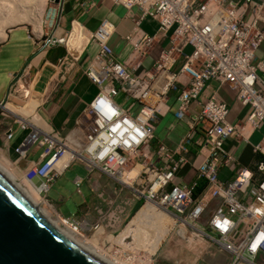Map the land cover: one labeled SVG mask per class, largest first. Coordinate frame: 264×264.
I'll return each instance as SVG.
<instances>
[{
    "label": "built area",
    "instance_id": "obj_1",
    "mask_svg": "<svg viewBox=\"0 0 264 264\" xmlns=\"http://www.w3.org/2000/svg\"><path fill=\"white\" fill-rule=\"evenodd\" d=\"M64 1L51 0L58 12L52 25L48 21L50 30L57 26ZM110 1L140 13L131 33L124 38L132 51L126 61H120L111 45L115 29L109 21L91 35L95 51L85 75L99 93L85 106L71 135L63 137L47 126L29 124L5 111L8 104L16 106L9 97L25 100L24 94L32 92L29 66L13 76L8 99L0 103L5 119L18 124L23 131H30L16 149L19 159H27L32 147L42 150L39 162L31 163L25 171L26 178L39 181L45 187L42 194L47 195L51 185L72 164L80 162L90 176L99 172L119 184L118 194L125 202L121 197L97 195L98 202L86 210L82 226L63 217L73 229L90 226L86 217L91 216L96 229L115 233L123 227L126 216L128 221V210L134 202L142 200V208L151 201L177 216L178 226L190 223L186 227L192 226L194 233L202 231L212 248L218 247L230 255L229 264H264V131L261 132L264 129V0ZM147 20L159 24L153 35L143 28ZM71 37L74 36L69 33L63 38L42 35L39 39L40 52L60 45L68 49L67 56L59 63L61 72L46 93L55 90L75 66L83 38L78 41L74 37V43L69 45ZM162 41H168L169 47L162 48L145 77L135 75V69L143 65L150 49ZM214 83L228 85L236 92V100L248 110L243 124L252 133L263 135L262 141L254 146V151L263 157L255 170L242 167L237 156L224 147L228 139L243 137L248 142L250 137L242 136L241 121L228 120L229 105L217 92L203 102L204 92ZM121 95L127 101L124 105L117 101ZM172 95L177 107L176 119L187 125L186 135L176 150L160 145L152 153L156 123L170 109L168 102ZM101 101L109 110L107 113ZM192 104L200 107L197 114L193 113ZM0 129L4 143H9L14 137L12 125L0 124ZM199 132L203 164L195 169L198 180L205 183L204 191L198 182L175 184L176 172L190 165L189 146L199 142ZM74 138V145L82 150L70 154L69 142ZM108 149L109 153L104 155ZM67 153L71 156L69 162L58 168L59 160ZM155 161L163 165L158 166ZM222 169L230 170L232 178L221 180ZM124 177L127 183L123 182ZM81 182L80 177L75 179L77 186ZM214 203L216 206L207 222H201Z\"/></svg>",
    "mask_w": 264,
    "mask_h": 264
},
{
    "label": "crops",
    "instance_id": "obj_2",
    "mask_svg": "<svg viewBox=\"0 0 264 264\" xmlns=\"http://www.w3.org/2000/svg\"><path fill=\"white\" fill-rule=\"evenodd\" d=\"M7 1L10 0H0V103L8 99L7 96L13 76L18 75L26 66H29L30 78L33 82L32 92L29 91L24 94L23 97L26 101L14 97H9V100L20 107L29 109V111L26 110L24 116L31 120L35 119L37 125L40 127H43L45 124L48 129L59 135L63 137L69 136L75 130L85 106L92 102L99 93L96 85L85 75V71H87L95 51L93 47L94 43L90 39L91 35L98 31L104 22H111L115 29V33L111 39L112 48L120 61H126L132 51V47L124 38L131 33L135 20L139 18L140 13L137 9L127 10L123 7L115 6L110 0H65L57 26L53 30H44L40 28L41 25L39 24L37 0H33L34 3L31 0H26L24 1L26 2L25 4H23V0H20L21 5L19 4L18 13L11 11V9L7 10V4L9 3ZM22 5H25V7L22 8ZM158 27L159 24L153 20H147L143 24L144 30L150 35L155 34ZM79 32H82V36L81 38H76H78V41L83 38L82 48L75 57V66L55 90L46 93L48 86L60 74L59 63L61 59L67 56L68 49L66 46L60 45L40 52L38 49L40 37L42 35L49 37L52 35L55 38H62L69 33L75 36ZM163 47H169L168 41H162L150 49L148 57L143 59V65L135 69V75L142 78L145 77L147 69L153 67L155 61L160 57ZM215 92L218 93L222 101L229 105L228 120L232 123L237 120L241 121V126L244 127L242 136L250 137L248 142L243 137L226 140L224 144L226 151L235 154L242 167L255 170L257 163L263 157L254 151V146L262 141L263 135L260 132L252 133L251 128L243 124L248 110L236 100V92L228 85L220 86L219 83H214L210 90L204 92L202 97L203 102H206L210 95ZM117 101L122 105L127 103L124 95H121ZM168 103L171 105L170 109L163 116H160L156 123L155 138L151 143L152 153H155L160 145H164L171 151L176 150L178 143L187 132L186 123L176 119L177 107L173 103V95L170 96ZM191 106L193 113L197 114L200 111L198 105L192 104ZM9 108L14 111L10 106ZM2 112L3 110H0V124L2 126L12 125L14 137L9 143L5 144L4 134L2 129H0V159L3 161L9 160L10 164H13V167L20 175L25 173L27 168L31 167V163L39 162L42 150L32 147L28 153V158L19 160V154L16 152V149L25 140L30 131H23L18 124L12 123L10 119H5L1 114ZM30 113L32 114L29 115ZM37 116L43 120L44 124ZM197 139H199L197 144L194 142L189 146L190 155L188 156V160L190 165L176 172L175 184L183 185L198 182L200 183V189L204 191L206 188L205 183L202 182L203 180H198L197 170L195 169V167H200L203 164L204 152L199 147L202 139L200 132ZM155 163L158 166L163 165L162 162L158 163L155 161ZM61 177L51 185L50 189L53 188ZM220 178L223 181H228L232 178L231 171L228 169L220 170ZM81 179V184L86 187L87 194L82 197V204L78 207L80 215H83V212L85 213L89 207L97 204V192L104 191L112 196L115 195V192L118 193V189L115 188V185L118 184L99 172L91 176L87 173ZM81 184L80 186H82ZM79 191L80 189H78ZM79 193L82 195L81 191ZM64 200L63 197H60L59 203ZM140 201L134 202L132 208L129 209L128 220L139 209L138 204ZM57 208L63 217H75L71 215L66 207L64 210L58 205ZM176 225H174L173 229ZM186 226L187 224L179 226V229L176 231L179 237L186 238L188 233ZM190 230L192 234L191 240L196 244L194 248H190V264H229L230 255L227 252L220 251L218 247L212 248L209 241L203 237L204 233L202 231L197 230V233H194L193 228H190ZM153 264H155L154 261Z\"/></svg>",
    "mask_w": 264,
    "mask_h": 264
},
{
    "label": "bare ground",
    "instance_id": "obj_3",
    "mask_svg": "<svg viewBox=\"0 0 264 264\" xmlns=\"http://www.w3.org/2000/svg\"><path fill=\"white\" fill-rule=\"evenodd\" d=\"M7 2H9L7 7L10 9V7L14 3L16 4L17 0H10ZM53 8H55V9L52 10V13H51L52 19L50 18V16H48L51 25L53 24L54 20L56 19V15L58 12L57 6H54ZM81 36H82V32H79L74 37L75 38L76 37L81 38ZM74 37H71L68 40L69 45L74 43ZM74 45H72V46H74ZM9 106L14 111L10 110ZM7 110H9L13 114L19 116L21 119L27 121L29 124H34L35 126L40 127L39 125H37L35 119L31 120V119L26 118L24 116V114L26 112L25 107H20L17 105L15 106L13 104H8L5 108V111H7ZM38 118H40V117H38ZM40 120L43 122V120L41 118H40ZM43 124H44V122H43ZM41 128H46V125L44 124L43 127H41ZM76 138H77V136H76ZM76 138L70 140V142H69L72 145V150L68 152L70 154L77 153V152H80L82 150V148L76 147L77 145H74ZM68 139H69V137H68ZM109 151H110V149H108L103 154L104 155L108 154ZM68 153L59 160V162L57 164L58 168L62 169L67 165V163L69 162V160L71 158L70 154H68ZM19 160H23V159H19ZM4 161H6V160H4ZM7 162H8V164L5 163V165H10L9 160ZM0 172L23 195V197H25L27 199V201L30 203L31 207L33 209H35L38 212V214L41 215V217L44 218V220L47 221L51 227H53L57 232L61 233V235L68 238L73 243H75L76 245L83 248L87 253H89L90 255H92L93 257L97 258L98 260H100L101 262H103L105 264H128L129 262L130 263L132 262V264H153L154 253L158 250V248L160 247V245L164 241L165 237L171 232L174 225L176 223H178V221H179L177 216L171 215L170 213L166 212L164 209L159 208V206L157 204H155L151 201H148V203L145 204L141 208V210L137 213V215L134 217V219H132V221L127 225V227L124 229V231L121 232V234L119 235V238L117 240V242L121 241V243H122L123 239L132 236V235H128L130 232H134L135 233L134 245L131 246L132 244L131 245L129 244L128 245L129 249H126V248H124V249L125 250H132V249H134L133 247H138V248L144 247V248H146L145 244L147 242V244H150V251L148 250L149 252L147 253L148 256L139 255V253H141V251H140L141 249H139V250L134 249V251H136V252L138 251V253L133 254V256H131V255L126 256L121 251H117L115 253L114 251L111 250L112 246L105 248V249L101 248L100 247L101 245L98 241V238L88 239L85 236L82 237L80 235V230L78 228L73 229L72 226H70L67 223V221L61 215H59L56 211H55L56 214L54 215V217L56 218V216H57L59 221L52 219L51 216L48 213H46V210L44 208L39 207L37 202H36L37 199H35L33 197L32 193L34 192L35 194L38 195V197H42V192L45 189L44 186H39V187L36 186V184L32 180L26 178L25 173H22L21 175H17L18 172L14 167L9 168L7 166H4L1 163V161H0ZM110 179H112V178H110ZM126 180L127 179L124 177L123 182L127 183ZM113 182H114V180H113ZM43 200L45 202H47L44 198H43ZM48 205L51 206L50 203H48ZM51 214H52V212H51ZM59 222L62 224L63 227L59 226V224H58ZM187 224H188V226L191 225L190 223H187ZM149 225L154 227V232L152 234L147 233V231H148L147 226H149ZM184 225H185V223H184ZM190 228L192 229L193 227L191 226ZM93 237H96V236H93ZM107 240H110L111 242L114 241L113 238L110 236H108ZM103 245H105V244H103Z\"/></svg>",
    "mask_w": 264,
    "mask_h": 264
},
{
    "label": "rangeland",
    "instance_id": "obj_4",
    "mask_svg": "<svg viewBox=\"0 0 264 264\" xmlns=\"http://www.w3.org/2000/svg\"><path fill=\"white\" fill-rule=\"evenodd\" d=\"M24 1H26V0H23V4L26 3ZM31 1H32V3H34L33 0H31ZM37 1H38L37 5L39 8V24L41 25V26L40 25L39 26L41 29H44V30L49 29L48 21L50 23V20H49L48 16H50V18H51L52 10H54L56 7L52 8V6H54V4L51 2V0H37ZM19 4H20V0H17L16 4L14 3L10 7L11 11H15L17 13V10L20 7ZM7 6H8V4H7ZM23 7H25V5L24 6L22 5V8ZM50 9H51V11H50ZM7 10H9L8 7H7ZM27 111H29V109ZM30 114H32V113H30ZM263 131H264V129L261 130V132H263ZM0 161L4 166H7L9 168L13 167V164L5 165L4 161L2 159H0ZM5 163L8 164L7 160L5 161ZM95 173H97V172H95ZM86 174H87V172L85 171L84 165L82 163L75 162L74 164H72V166L68 170L65 171V174H63L64 176L62 175V177L55 183L53 188L50 189V191L47 193V195L44 193L42 194V197L48 203H50L51 206H49L48 203L45 202L42 197H38V195L35 194L34 192L32 193V195L35 199H37L36 202H37L38 206L41 208H44L46 210V213H48L52 219L59 221L57 216H56V218L54 217L56 212L59 215H61L58 212V208H57V206L59 205L64 210L66 207L68 209V211L71 213V215L75 216V217H71V220H74V222H76L78 224V226H82V224L85 221L83 219L84 212H83V215H80L78 213V207H79V205L82 204V202H81L82 197L87 194V190H86V187L82 184H81L82 186L77 187L76 184H74V179H76L77 177L83 178L86 176ZM17 175H19V174H17ZM34 183L38 187L41 186L40 182H38V181H35ZM118 185H115L116 186L115 188H117L118 193H120L119 191L121 189V186L120 185L118 186ZM78 189H80L82 195L79 193L80 191L78 192ZM118 193L115 192V195L112 196V195H109L108 193H105L104 191H100V192H97L96 195L102 194V195H104V197L111 198V199H115V198L117 199L118 197H121L122 201L125 202L124 198L121 195H119ZM127 195L130 196V194L128 192H127ZM60 197H63L65 199L63 202L61 201V203H59ZM131 199L134 200L136 198L131 197ZM142 205H143V202L141 200L138 204L139 209H137L136 213L131 215L130 219L123 225V227L120 230L116 231L115 233L108 232V231L103 230L101 228L96 229L95 228L96 222L94 223V220H92L91 216L86 217L87 221L90 223V226H84V228H81L80 233L84 234V236L87 237L88 239L98 238V241L101 245L100 247L103 249L112 246V248H111L112 251H114L115 253L117 251H121L126 256H129V255L133 256V254L138 253V251L136 252V251H134V249H136V250L141 249L140 250L141 253H139V255L148 256L147 253L150 251V244H147V242L145 244L146 248H144V247H140V248L133 247L134 249H132V250H125L124 249V248L129 249V247H128L129 244L130 245L132 244L131 246L134 245V243H135V239H134L135 233L134 232H130L128 234V235H132L133 237L130 236V237L123 239L122 243H121V241L117 242L120 233L127 227V224H129L132 221V219L135 217V215L141 210L140 208ZM215 206H216L215 203L210 206L209 211L202 217L201 222H207V220L209 219V217H210L212 211L214 210ZM128 211H130V210H128ZM51 212H52V214H51ZM58 224L60 227H63L60 222ZM178 224L179 223H177V225L175 224L176 227L173 229V231L169 235H167L163 244L160 246L159 250L155 253L156 254V255H154L155 264H190V260H191V249L190 248L191 247L194 248V246H196V244L193 245V242L190 244V242L192 241L191 240L192 234L190 233L191 232L190 227L187 228L188 233H187L186 239L181 240V238L177 235L178 233L176 232L179 229ZM74 225L76 226V224H74ZM147 227H148L147 233L152 234L154 232V227H152L150 225ZM93 236H96V237H93ZM108 236L114 237L113 238L114 241L111 242L110 240H107ZM103 244H105V245H103ZM128 264H132V262L131 263L129 262Z\"/></svg>",
    "mask_w": 264,
    "mask_h": 264
},
{
    "label": "water",
    "instance_id": "obj_5",
    "mask_svg": "<svg viewBox=\"0 0 264 264\" xmlns=\"http://www.w3.org/2000/svg\"><path fill=\"white\" fill-rule=\"evenodd\" d=\"M0 264L105 263L51 227L0 172Z\"/></svg>",
    "mask_w": 264,
    "mask_h": 264
},
{
    "label": "clouds",
    "instance_id": "obj_6",
    "mask_svg": "<svg viewBox=\"0 0 264 264\" xmlns=\"http://www.w3.org/2000/svg\"><path fill=\"white\" fill-rule=\"evenodd\" d=\"M101 107L105 109L106 113L109 111L102 101H101Z\"/></svg>",
    "mask_w": 264,
    "mask_h": 264
}]
</instances>
